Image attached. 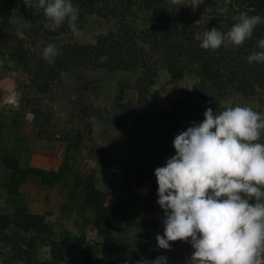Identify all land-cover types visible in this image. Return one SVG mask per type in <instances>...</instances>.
Listing matches in <instances>:
<instances>
[{"label": "rangeland", "instance_id": "rangeland-1", "mask_svg": "<svg viewBox=\"0 0 264 264\" xmlns=\"http://www.w3.org/2000/svg\"><path fill=\"white\" fill-rule=\"evenodd\" d=\"M113 2L123 4L126 14L122 21L128 22L130 29L135 30L132 40L137 41L144 51L148 50L150 63H157L156 76L146 95L147 101L153 110L170 111L171 103L181 95L185 97V93L197 83V76L192 67L185 64L190 59L185 55V50L173 58L174 65L182 69L180 77L171 78L167 69L160 66L163 59L172 55V51L165 49L161 37L153 42L151 37L139 33V29L148 27L149 22L135 0H130L129 9L124 0H99L95 7L99 11L90 15L79 14L77 26L82 33L79 37L72 34L67 22L57 30L49 31L53 34L46 37L40 26L47 23L43 10L26 8V19L21 21L14 17L11 22L17 28H25L29 34L17 35L23 40V48L27 49V64L10 59L8 44L0 38V157L7 153L15 157L21 167L55 171L63 163L65 146L68 144L69 157L61 179L52 186L43 187L37 178L28 176L18 188V197L26 212L43 216L47 239H65L82 233L83 247L89 251L90 257H104L107 244L92 225V214L88 210L80 211L79 189L71 192L73 174L92 172L95 187L103 193L104 205H123L126 213L130 214L125 221H136V224L126 226L124 218H120L114 225L112 237L132 242L135 228L139 222L145 221L142 230L155 240L157 234H163L164 212L156 203L157 196L143 211L151 187L148 179L155 177L156 167L164 166L166 160L175 155L172 146L175 135L170 131L169 124L165 119L153 116L150 108L136 99L132 78L129 80L130 77L124 72L87 68L81 72L80 82L71 72H61L59 79L45 76V63L50 64L54 60L43 59V48L49 43L60 50L62 45L92 42L96 35L107 31L110 22L117 20L107 12ZM186 7L192 13H199L200 10L212 13L222 32L235 23L234 18L239 12L252 15L253 10L245 0H232L228 11L222 14L217 12V8L224 7L223 0H204L194 12L190 6ZM261 34L264 35V32ZM199 36L201 31L195 32L197 39ZM247 42L241 46L226 47L232 51L231 56L235 57L234 53L238 52L239 58L246 59L245 66L241 67V70L245 67L244 71L234 74V85L241 84V78L249 77L246 75L253 72V64L248 62L247 57L256 51L257 44L253 43L247 48ZM123 80L128 85L130 82V85L124 88L121 103L134 106V115L127 116L117 104L119 84ZM211 87L209 100L217 113L235 105L248 106L264 113V95L260 92L247 96L227 83L212 84ZM24 97L36 98L38 102H26ZM35 108L40 109V116L31 114V109ZM143 113L146 117H143ZM261 142H264V136ZM5 177L0 164V209L10 213L11 204L2 186ZM141 179L144 180L135 184ZM170 244V250L157 249L154 256H136L127 264H136L141 258L153 260L161 255L167 257V264H185L194 251L191 245L182 241ZM0 250L8 251L9 244L0 240ZM63 253L56 264H81L78 249L65 247ZM33 257L36 261L49 260L48 244L37 245ZM12 262L27 264L16 259ZM0 264H7L1 251Z\"/></svg>", "mask_w": 264, "mask_h": 264}, {"label": "trees", "instance_id": "trees-1", "mask_svg": "<svg viewBox=\"0 0 264 264\" xmlns=\"http://www.w3.org/2000/svg\"><path fill=\"white\" fill-rule=\"evenodd\" d=\"M98 1L72 0L83 15H90L99 11L95 8ZM135 1L144 16L147 15L146 18L149 22L148 27L139 29V33H142L144 37H151L153 42L161 37V41L166 45L165 49L172 51V55L163 59L160 66L167 69L171 78L180 77L182 69L174 65L173 58L178 56L181 50H185V55L190 57L185 64L192 67L197 76V83L185 93V97L181 95L171 103L170 111L153 110L146 99L149 87L156 76L157 63H150L147 56L148 50L144 51L137 41L132 40L134 38L132 34L135 33V30L130 29L128 22L122 21L126 14V9L122 3L113 2L110 5L111 8L107 12L116 17L117 20L109 23L105 33L96 35L92 42L62 45L60 47L62 54L59 55V58L58 56L55 57L50 64L45 63L46 78L57 77L56 79H59L61 72H71L78 79H76L77 82H80L79 80L82 79L81 72L87 68H101L106 72L114 70L124 72L130 77L129 80L132 78L131 82L136 92V99L148 106L153 116L165 119L170 126V131L175 136L190 127L193 121L202 122L203 113L207 108L210 107L215 112L214 104L209 100L212 84L214 86L218 83H227L236 91L247 96L255 95L258 92L264 95V63L253 62L252 75H246L249 77L241 78V84L234 85L232 81L235 77L234 74H241L244 71L245 67L243 70L241 67L245 66L246 59L239 58L238 52L234 53L235 57L231 56V50H227L225 46L215 51L204 50L199 47L200 40L195 37V32L201 31L202 34L206 29L210 30L213 27L219 30L212 13L203 10H200L199 13H192L186 6L177 8L169 4L168 0ZM124 2L127 3V9H129L131 7L128 5L130 0H124ZM245 2L253 8L252 15L264 17V0H245ZM26 8L23 0H0V38L5 39L8 44L9 58L21 64H27L28 53L27 49L23 48V40L17 35L28 36L29 34L25 28H17L11 19L14 17L21 21L26 19ZM127 12L129 11L127 10ZM40 26L41 32L46 37L53 34L44 25ZM261 32H264V23L258 25V29L254 30L252 37L245 46L249 48L251 44H257L259 39L264 38ZM256 51H261V49L257 47ZM129 85L124 80L121 81L117 95L118 107L127 116L135 114L134 106L129 103H121L123 90ZM24 100L29 103L38 102L36 98L31 97H24ZM30 112L33 116L41 115L39 108L31 109ZM143 117H146V114L143 113ZM34 125H36L35 122ZM37 134L40 133L37 131ZM68 157L67 144L64 150L63 163L54 171L31 166L21 167L15 157L7 153L1 155L0 164L6 175L2 186L12 208L10 213L0 209V240L9 244L8 251L0 250L4 262L13 264L12 261L16 259L27 264H56V260L62 258L65 247H73L79 250L81 264H127L136 256H154L155 251L159 248L156 245V240L142 230L146 225L145 221L139 222L135 228L136 232L132 236V242L122 240L119 237H112L111 233L117 221L120 218H124L125 221L130 217V214L126 213L123 205H104L103 193L95 187L92 172L73 174L71 192L79 189L80 211L88 210L92 214L90 221L97 234L107 244L106 255L104 257H90L89 251L83 247L82 233L65 239H47V229L43 216L39 213L26 212L23 203L19 200L18 188L28 176L37 178L43 187L52 186L61 179ZM142 180L144 179L135 184H139ZM148 180L151 182V187L146 196L147 204L143 211L149 208L152 199L157 196L156 178L150 177ZM132 221H125L124 223L126 226L130 223L136 224V221ZM39 244H48L51 255L49 260L36 261L33 257L35 247ZM130 244L133 246L130 247Z\"/></svg>", "mask_w": 264, "mask_h": 264}, {"label": "clouds", "instance_id": "clouds-1", "mask_svg": "<svg viewBox=\"0 0 264 264\" xmlns=\"http://www.w3.org/2000/svg\"><path fill=\"white\" fill-rule=\"evenodd\" d=\"M192 11L204 0H168ZM218 13H226L232 0H223ZM25 7L43 10L44 27L55 31L67 22L72 34L80 10L72 0H23ZM235 23L222 32L206 29L199 47L215 51L222 46H241L264 17L239 12ZM249 63H264V38L257 41ZM55 44L42 50L47 61L61 55ZM202 122L191 123L172 141L175 155L154 169L163 210V234L155 237L159 249L182 241L194 250L187 264H264V113L248 106H229L220 112L207 108ZM136 264H167V257L141 258Z\"/></svg>", "mask_w": 264, "mask_h": 264}]
</instances>
